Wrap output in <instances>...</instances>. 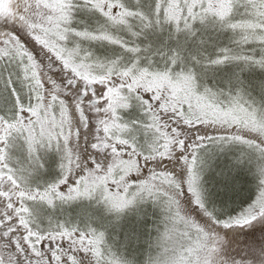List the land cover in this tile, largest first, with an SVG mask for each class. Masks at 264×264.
<instances>
[{
  "label": "snow or ice",
  "instance_id": "1",
  "mask_svg": "<svg viewBox=\"0 0 264 264\" xmlns=\"http://www.w3.org/2000/svg\"><path fill=\"white\" fill-rule=\"evenodd\" d=\"M0 264H264V0H0Z\"/></svg>",
  "mask_w": 264,
  "mask_h": 264
}]
</instances>
